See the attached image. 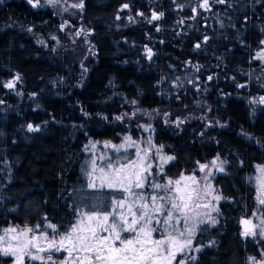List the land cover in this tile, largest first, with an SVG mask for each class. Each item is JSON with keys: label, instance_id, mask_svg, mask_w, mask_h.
I'll return each mask as SVG.
<instances>
[{"label": "trees", "instance_id": "1", "mask_svg": "<svg viewBox=\"0 0 264 264\" xmlns=\"http://www.w3.org/2000/svg\"><path fill=\"white\" fill-rule=\"evenodd\" d=\"M201 3L83 0L69 18L0 0V229L51 223L64 233L81 210L113 211V196L122 194L88 189L86 172L92 160L101 165L99 156L114 154L105 141L131 136L140 148L151 139L155 172L159 146L175 158L163 165V179L156 176L162 183L197 176L199 164L216 157L225 162L209 179L222 197L209 213L216 223L199 224L177 260L264 262V238L241 235L242 219H264L257 191L264 64L254 58L264 40V0ZM153 12L163 16L151 20Z\"/></svg>", "mask_w": 264, "mask_h": 264}, {"label": "snow or ice", "instance_id": "2", "mask_svg": "<svg viewBox=\"0 0 264 264\" xmlns=\"http://www.w3.org/2000/svg\"><path fill=\"white\" fill-rule=\"evenodd\" d=\"M27 2L33 8L41 6V0H27ZM215 2L225 3V0H215ZM46 3L56 5L60 0H46ZM71 7L83 8V0L79 4H72ZM123 7L127 8L128 5L125 4ZM199 7L207 9L209 0H203ZM64 11L67 9L65 8ZM195 11L196 9L193 8V12ZM138 15L143 14L138 13ZM162 16L163 13L153 12L151 20H159ZM157 30L159 31V28ZM261 44L264 45V40ZM199 47L200 44H197L196 48ZM151 55L149 49V58ZM254 58L264 61V48L258 51ZM14 79L18 80L19 77ZM13 86V81L4 84V87L9 89ZM260 102L264 103V97L260 98ZM116 119L122 120L123 117L117 116ZM180 123L183 121H178L177 126ZM27 127L29 131L39 130V126L34 127L32 124ZM140 127L147 130L151 126L140 125ZM148 143L151 145V139ZM87 147L86 145L85 148ZM91 147L95 149L96 144L91 143ZM104 147L111 148L116 157L114 159L107 155L99 156L97 159L103 162L101 165H98L96 160L90 162L91 171L86 172L87 188L91 190L106 188L121 193V198L113 196L111 201L113 211L81 210L79 212L81 218L64 233H60L54 224L46 225V229H52L51 236L46 230L30 236L29 234L36 230L28 226L23 230L17 227L6 228L3 230L4 235L0 236V255L14 257L13 264H26V260L40 261L41 264H49V262L57 264L53 260L52 253L59 252L68 254L59 264H173V261H176V264H185V260H177V256L192 246V237L195 235L197 225L206 222L216 223L208 212L201 214L197 210L209 208L208 203H202L207 197L210 196L216 201L221 200L222 197L213 194L210 183H206L202 188L195 175L185 176L181 173L179 179L168 178L166 183L156 180V176L163 179V165L175 159L173 156L162 154V145L156 149L157 153H160L159 172L153 170L151 163H146L149 158L148 150L140 148L131 136H125L123 143L120 144L105 141ZM129 148H136L137 158L122 162ZM223 163L225 162L216 157L210 164H199L200 172L207 171L202 179L208 181L213 167L218 171H224ZM257 169L261 173L257 178L259 181L257 191L261 194L258 196V201L259 204L264 205V166H257ZM97 172L99 175H96ZM117 208L120 211H116ZM125 208H127L126 212ZM212 211L218 209L213 207ZM202 215L208 217V220L202 219ZM181 222L184 225L183 231L178 230ZM241 224L244 225L242 236L264 237V219L259 225L253 224L249 219H242ZM36 229H40V225H37ZM13 233L15 235H12ZM154 234H158L159 238ZM13 240L16 241L15 244L12 243ZM44 244L47 246H43ZM190 258L195 259V257ZM254 259L250 257V260Z\"/></svg>", "mask_w": 264, "mask_h": 264}, {"label": "rangeland", "instance_id": "3", "mask_svg": "<svg viewBox=\"0 0 264 264\" xmlns=\"http://www.w3.org/2000/svg\"><path fill=\"white\" fill-rule=\"evenodd\" d=\"M31 8H33L32 7V5L31 4H29L28 2H27V0H24ZM72 4H79L78 2H76V1H70V0H60V3L59 4H56V5H49V4H47L46 3V0H41V6H39V7H36V8H44V9H48V10H50L54 15H56L57 17H69V18H73V17H75L76 16V14H78V8H73V7H71V5ZM36 8H33V9H36ZM67 9V11H64V9ZM72 37H73V35H72ZM262 48H264V45H262V47L258 50V51H260ZM257 51V52H258ZM257 52H256V54H257ZM256 54H255V56H256ZM256 60H258V59H256ZM261 64H264V61H261V60H258ZM120 143H123V141L122 142H120ZM119 143V144H120ZM146 144V143H145ZM148 148H147V147ZM141 148L142 149H147L148 150V156H149V158L146 160V163H151L152 165H153V167H155V164H157L156 163V161L154 160V159H151V156H152V146H148L147 144L146 145H142L141 146ZM111 149V148H110ZM129 150V149H128ZM128 150H127V155L126 156H124L123 157V159H122V162H127V160H135L137 157H136V152L132 155H130V156H128L129 154H128ZM123 155V154H122ZM111 157H113L114 159H115V157H116V154L114 153L113 155H111ZM215 159V158H214ZM213 160V159H212ZM212 160H210L209 162H207L206 164H210V162L212 161ZM221 161V160H220ZM222 167H224V163L222 164ZM198 175L196 176L197 177V180L199 181V183H200V186L203 188L204 187V185L206 184V183H209V179L212 177V176H215L216 174H219V173H221V171H218L215 167H213V168H211V172H212V175L211 176H209V179H208V181L206 182V181H204L203 179H202V177L203 176H205L206 174H207V171L206 172H200V170H199V168H198ZM223 172V171H222ZM96 175H99V173H97ZM261 174H259V176H260ZM258 176V177H259ZM97 182V185H99V181L97 180L96 181ZM257 186H259V181H258V179H257ZM97 190H103V189H97ZM104 190H106V188L104 189ZM107 190H109V189H107ZM112 190H109V192H111ZM137 191H139V190H137ZM113 192V191H112ZM202 203H208L209 204V208H207V209H204V208H201V209H198L197 211H199L201 214H203L204 212H208V213H210V211H211V207H213V199L209 196V197H207L204 201H202ZM119 211H120V209H119ZM124 211L126 212L127 211V208H125L124 209ZM201 218L202 219H204V220H206L207 219V217L206 216H201ZM261 220L262 219H257L256 220V222H255V224L256 225H259L260 224V222H261ZM47 225V224H46ZM46 225L45 224H43L42 225V227H40V229H36V228H33L34 230H36L34 233H31V234H29L30 236L31 235H33V234H38L39 233V231H42V230H46L47 231V233L51 236L52 235V229H50V228H47L46 229ZM199 225V224H198ZM197 225V226H198ZM8 228H10V227H8ZM25 227H22V228H18V229H20V230H23ZM6 229V228H5ZM3 230L4 229H0V236H2V235H4V232H3ZM178 230L179 231H183L184 230V225H183V222H181L179 225H178ZM257 231H258V229H256ZM12 235H15V233H13ZM156 238H159V237H156ZM262 238H264V237H262ZM6 242H7V237H6ZM12 243L13 244H15L16 243V241L15 240H13L12 241ZM43 246H47L46 244H44ZM34 251V250H33ZM187 251V249H185V252ZM41 255H47V253H41ZM52 255H53V260H55L56 262H57V264H59V262L60 261H62L68 254H67V252H59V253H52ZM0 257H7V258H9V262H10V264H13V262H14V257H12V256H4V255H0ZM32 262H36V263H38V264H41V262L40 261H31V262H28L27 260H26V264H30V263H32ZM49 264H52V262H49Z\"/></svg>", "mask_w": 264, "mask_h": 264}]
</instances>
